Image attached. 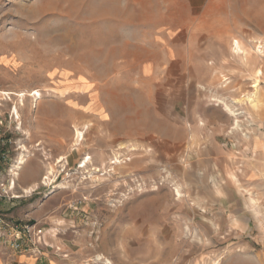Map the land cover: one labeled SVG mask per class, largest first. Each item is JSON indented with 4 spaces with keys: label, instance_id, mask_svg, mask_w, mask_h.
Wrapping results in <instances>:
<instances>
[{
    "label": "rangeland",
    "instance_id": "374dc122",
    "mask_svg": "<svg viewBox=\"0 0 264 264\" xmlns=\"http://www.w3.org/2000/svg\"><path fill=\"white\" fill-rule=\"evenodd\" d=\"M234 39L264 46V0H0V264H264Z\"/></svg>",
    "mask_w": 264,
    "mask_h": 264
},
{
    "label": "bare ground",
    "instance_id": "6f19581e",
    "mask_svg": "<svg viewBox=\"0 0 264 264\" xmlns=\"http://www.w3.org/2000/svg\"><path fill=\"white\" fill-rule=\"evenodd\" d=\"M249 49V48H248ZM245 46H244V44L242 43V42H240L239 40H237V39H234V40H232V42H231V50H232V52H233V54H234V56H236L237 58H239V59H241V60H243V62H247V63H249L250 61H252V59H254V57H262L263 56V54H264V46H258V48H257V50L254 52L255 53V55H253L252 53H251V51H249ZM256 77H255V82H254V84H255V86H253L255 89L257 88V86H259L258 84H259V81L260 80H262V78L264 77V72L261 70V69H258L257 71H256ZM253 84V85H254ZM252 87V88H253ZM249 95V94H248ZM256 96V95H255ZM247 97V96H246ZM255 98V97H254ZM253 98V99H254ZM248 100H249V102H250V104H254V105H256V102L254 101V100H251L250 98H248ZM258 101V100H257ZM249 104V103H248ZM229 106V105H228ZM228 106H226V109L231 113V114H233V116L234 117H236L235 119H237V114L232 110V109H230ZM253 106V105H252ZM255 107V106H254ZM15 110V112L16 113H18V110H17V108H15L14 109ZM238 112V111H237ZM18 116V115H17ZM238 121V120H237ZM237 125H236V128L238 127V122L236 123ZM76 133H77V140H76V142H79L80 141V139H81V137H82V132L81 131H79L78 129L76 130ZM26 149V148H25ZM28 152H27V150H24V152H23V154L21 155V157L19 158V160H18V162L15 164V168H14V170H13V172L12 173H14V175L15 176H19V171L23 168V166H25L26 165V163H27V158H28ZM117 159V158H116ZM118 160V159H117ZM63 161V159H60L59 161H58V163H61ZM88 163H90V157L89 158H87V159H85L83 162H82V165H81V169L83 168V169H86L87 168V165H88ZM119 163H120V161H119ZM112 164H115V163H112ZM92 166V165H91ZM49 173H48V176H46L45 177V180H49L50 181V179H51V177L50 176H53L54 175V173H53V171L50 169L49 171H48ZM98 173V172H97ZM64 185V184H63ZM63 185H59V187H57L56 189L57 190H63V189H67L65 186H63ZM68 185V184H67ZM69 186V185H68ZM36 187L34 186V187H31V188H28V189H26V190H24V192L23 193H25V194H30V193H32V192H34V189H35ZM69 188V187H68ZM54 192H56V190H54L52 193H54Z\"/></svg>",
    "mask_w": 264,
    "mask_h": 264
},
{
    "label": "crops",
    "instance_id": "0c3cea01",
    "mask_svg": "<svg viewBox=\"0 0 264 264\" xmlns=\"http://www.w3.org/2000/svg\"><path fill=\"white\" fill-rule=\"evenodd\" d=\"M27 186H29V184Z\"/></svg>",
    "mask_w": 264,
    "mask_h": 264
}]
</instances>
